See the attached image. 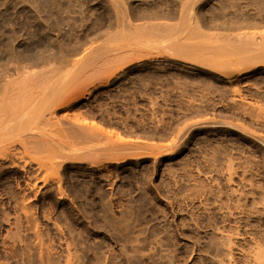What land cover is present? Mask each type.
Returning <instances> with one entry per match:
<instances>
[{
    "label": "rangeland",
    "instance_id": "rangeland-1",
    "mask_svg": "<svg viewBox=\"0 0 264 264\" xmlns=\"http://www.w3.org/2000/svg\"><path fill=\"white\" fill-rule=\"evenodd\" d=\"M18 67L83 97L0 161V264L259 262L264 0H0Z\"/></svg>",
    "mask_w": 264,
    "mask_h": 264
},
{
    "label": "bare ground",
    "instance_id": "bare-ground-1",
    "mask_svg": "<svg viewBox=\"0 0 264 264\" xmlns=\"http://www.w3.org/2000/svg\"><path fill=\"white\" fill-rule=\"evenodd\" d=\"M19 68V69H18ZM17 69H15L16 70V75H15V77H14V75H9V74H7L6 75V73H5V75H6V79L4 80V83L2 82H0L1 84H0V161L2 162V161H4L5 160V162H6V159H8V158H10L11 156H12V154H16L17 155V157L18 156H21V155H19L20 153L19 152H22L23 151V148H21L20 149V151H19V148H17L18 149V153L19 154H17V151L15 152H13V148L14 149H16L15 147L17 146L16 144H21V145H23V144H25V143H27L29 140L30 141H32V144H33V142H35L34 144H33V147H34V152L32 151L33 149V147L32 146H30L29 147V145H31V144H29L28 145V143L30 142H28L27 143V145H28V147L26 148L25 147V145H23L24 146V150L25 151H23L24 153L26 152V153H28L27 155H29V154H31L30 153V151H32V154L34 153V155L37 153V150L39 151V149H40V146L41 145H44L43 143H44V141H45V143H46V140H44L45 138H46V134H45V132H43V130L44 129H42L43 127H45L46 125V123L45 124H43V125H45V126H41V124L39 125V122L38 121H44L45 122V120L47 119H45V120H42L43 119V116H45V115H41V114H43L42 112H43V110L41 111V109H43L44 108V106L46 105V107H47V104H50V105H52V102L53 103H55V102H57L58 104H61V102L63 103V101H66V102H64V104L66 103L67 104V100H63V101H60V100H58V99H62V97H65V98H70L69 99V101H68V104H69V102H72V96L71 95H74L75 93H73L72 94V92L71 91H73V89L75 90L76 88H75V86H73L74 88H72V89H69L68 87H66V86H68L67 84V82H68V75L69 74H67L66 72H68L69 73V71H66L65 72V75L67 74V77H65L64 78V76H63V74L61 75V70L60 71H58V69H49V70H51V72L52 71H54L55 70V75L58 73V74H60V76H63V77H60L59 76V79H54L53 77V75H54V73L52 74L51 72H49L48 70V72L51 74V77H49L50 76V74H49V76H47L46 74L48 73H46L45 74V76H47V77H45L44 76V73H42L41 74V72L43 71H40L39 70V72L38 71H32V72H30V70L31 69H29L28 67H25L26 68V70L24 69V67H21V69H20V67H18ZM27 68H28V70H27ZM74 69V68H73ZM3 70H6V69H3ZM9 70V69H8ZM20 70V71H19ZM33 70V69H32ZM19 71V72H18ZM3 72V71H2ZM7 72V71H6ZM10 71H8V73H9ZM13 72H14V70H13ZM12 72V73H13ZM37 72V73H36ZM43 72H46V70L45 71H43ZM61 72V73H60ZM1 73V72H0ZM39 73V74H38ZM58 74L56 75V77H58ZM5 75H3V76H5ZM37 75H39V76H37ZM221 76H224V77H226V75L224 74V73H222V74H220ZM1 76V75H0ZM53 78V79H51L52 81H54V80H56V82H58V81H61L60 79L61 78H63V80H65L66 78V80H67V82H63V83H61V82H58V83H56V84H60L59 85V87L58 88H55L54 89V86L53 85H56V84H54L53 82H52V87H51V84H50V82L51 81H49L50 79L49 78ZM55 77V78H56ZM36 79H38V81L36 80ZM44 79H45V82L43 83V81H44ZM48 79V81H49V83H47V80ZM92 79V78H91ZM36 80V81H35ZM62 80V81H63ZM93 80H95V79H93ZM1 81H3V77H2V80ZM90 81H92V80H90ZM73 82V81H72ZM94 82V81H93ZM45 83L48 85V88H47V86H45ZM69 83H71V81H69ZM108 80H103V81H100L99 83H98V87H103V86H107L108 85ZM50 84V85H49ZM49 86H50V88H53V89H51L50 91H52V92H50L49 90H47V89H50L49 88ZM95 86V85H94ZM93 86V87H94ZM55 87H57V85L55 86ZM92 87V88H93ZM47 88V89H46ZM45 89H46V91H45ZM49 91V92H48ZM46 92V93H45ZM53 92H56V93H58V94H54ZM50 93H53L54 95H55V97H53V98H55V100L53 99V98H51L50 99V102L48 101V103H45V102H47V101H45V100H48V98L45 96L46 94H47V96L50 98V96H52ZM49 94V95H48ZM57 95H59L60 96V98L59 97H57ZM62 96V97H61ZM77 96V98H79V99H77V100H80L82 97H83V95H76L75 94V97ZM44 97H46L45 98V100H42V99H44ZM58 98V99H57ZM64 99V98H63ZM41 100L43 101V105L42 104H40L41 103ZM51 100H53L52 102H51ZM60 101V103L58 102V101ZM71 100V101H70ZM73 100H75V99H73ZM57 103H55V104H53V108H54V105H56V106H60V105H58ZM39 104H40V107H42L41 109L39 108ZM63 104V105H64ZM65 104V105H66ZM63 105H61V106H63ZM64 105V106H65ZM45 107V108H46ZM49 107H51V106H49ZM48 108V107H47ZM40 110V111H39ZM47 110V109H46ZM45 110V111H46ZM49 110V111H48ZM47 111L49 112V115H50V110H54V109H51V108H49ZM46 112H44V114H45ZM53 114V113H52ZM38 115V118L39 117H42V118H39V120L38 121H36L37 120V116ZM40 115V116H39ZM47 115V114H46ZM46 117V116H45ZM35 118H36V120H35ZM41 119V120H40ZM49 121V120H48ZM37 122H38V124H37ZM48 125H50V123H48ZM47 125V126H48ZM80 125V124H79ZM40 126L42 127L41 128V131H42V133H44L43 135L45 136V137H43L42 139H41V141H43V143H41V145H40V143L39 144H37L38 143V140H40L39 139V137L38 138H36L35 140H32V138L34 139V136L36 135V133L40 130H38L37 131V128H40ZM83 126V128H86L84 125H82ZM46 128V127H45ZM76 128H77V130L79 129L80 131L79 132H85V131H82V129H80V128H78V126H76ZM91 128H94V127H91ZM91 128H86V129H84V130H87V129H91ZM95 129V128H94ZM36 130V133H34V131ZM41 131H39V132H41ZM88 131V130H87ZM92 131V130H91ZM90 131V132H91ZM41 133V134H42ZM38 134V133H37ZM40 135V134H39ZM42 135V136H43ZM41 136V137H42ZM50 136V135H49ZM37 137V136H36ZM40 137V138H41ZM50 138V137H49ZM51 139L53 140V138L51 137ZM37 140V141H36ZM50 140V139H49ZM58 140H56V142H57ZM55 142V144L57 145V143ZM52 143H54V142H52ZM59 143V142H58ZM19 144V145H20ZM35 144H37V145H35ZM50 144H51V142H50ZM60 144V143H59ZM58 144V146H60ZM20 145V146H21ZM40 145V146H39ZM19 146V147H20ZM36 146H37V148H36ZM50 146H54V144L53 145H50ZM61 146H62V144H61ZM18 147V146H17ZM22 147V146H21ZM41 147H45V145L44 146H41ZM64 147V145L60 148L61 150L62 149H64L63 148ZM32 149V150H27V149ZM36 148V149H35ZM49 148H51V147H49ZM55 148H57V146L55 147ZM55 148H53V150L55 149ZM42 150H43V148H41ZM22 150V151H21ZM42 150H40V151H42ZM50 150H52V149H50ZM52 150V151H53ZM59 152L61 151V150H59V149H57ZM29 151V152H28ZM39 151V152H40ZM48 152L47 153H49V152H51V151H49V150H47ZM58 151H56V152H58ZM36 152V153H35ZM54 152V151H53ZM45 155H46V150H45ZM61 153V152H60ZM59 153V154H60ZM22 155H23V153H22ZM47 155H49V154H47ZM51 155V154H50ZM44 156V154H43V156L46 158H48V161L46 160H44V162H43V164H44V166H45V163H46V165H49V166H56V164H55V161L54 160H52V156ZM29 156H31V155H29ZM29 156H28V158H29ZM42 156V157H43ZM61 156V155H60ZM15 156L13 155V157H11V158H14ZM53 157H55V156H53ZM56 158H59V157H56ZM15 163H16V161L14 160V159H12ZM8 162H9V160H8ZM12 162V161H11ZM53 162H54V165H53ZM57 162V161H56ZM0 164H2V163H0ZM9 164L7 163V167H5V168H11L10 166H8ZM11 165V164H10ZM41 165V164H40ZM4 166H5V164L3 165V169H4ZM14 166V165H13ZM12 166V167H13ZM42 167H43V165H41ZM54 166V167H55ZM0 167H1V165H0ZM2 168V167H1ZM14 168V167H13ZM53 168V167H52ZM50 169V168H49ZM54 169V168H53ZM7 172V171H6ZM2 173V172H1ZM44 177L42 178L43 180H44V178L47 176L45 173H44ZM5 176V175H4ZM40 177V176H39ZM38 178V177H37ZM47 178H48V176H47ZM7 179V178H6ZM46 179V178H45ZM41 180V179H40ZM47 180V179H46ZM224 238V237H223ZM228 238H231V237H227L225 240H227V241H229L230 239H228ZM232 243L234 242V241H231ZM230 242V243H231ZM229 243V242H228ZM223 244H226V243H224L223 242ZM234 244V243H233ZM256 244H259V243H256ZM230 245V244H229ZM225 246V245H224ZM257 246H259V245H257ZM220 247V246H219ZM255 247V246H254ZM261 247H263V246H261ZM261 247H259V249H256V251H260L259 253H258V260H259V262H257V264L259 263V264H264V250L262 251V249H264V248H262L261 249ZM223 248H226V247H223ZM257 248V247H256ZM217 249H218V247H217ZM228 249H229V247H228ZM232 249V248H231ZM230 249V250H231ZM255 249V248H254ZM261 249V250H260ZM219 250V249H218ZM225 251V250H224ZM221 252V251H220ZM225 252H227V251H225ZM224 252V253H225ZM255 253V252H254ZM232 254V253H231ZM256 254V253H255ZM229 256H230V254H229ZM252 256V258H254L253 257V255H251ZM250 257V256H249ZM248 258V257H247ZM251 258V259H252ZM257 259V258H256ZM254 260V259H253ZM258 260H254V261H258ZM253 261V262H254ZM252 261H250L249 262V264L251 263ZM251 264H253V263H251Z\"/></svg>",
    "mask_w": 264,
    "mask_h": 264
}]
</instances>
